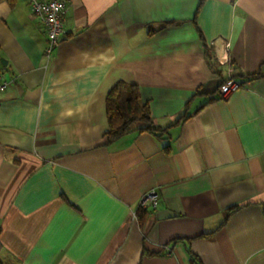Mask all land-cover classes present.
<instances>
[{
	"label": "crops",
	"instance_id": "obj_1",
	"mask_svg": "<svg viewBox=\"0 0 264 264\" xmlns=\"http://www.w3.org/2000/svg\"><path fill=\"white\" fill-rule=\"evenodd\" d=\"M65 2L48 57L31 0H0L4 264H264V0ZM120 80L160 137L106 140Z\"/></svg>",
	"mask_w": 264,
	"mask_h": 264
},
{
	"label": "trees",
	"instance_id": "obj_2",
	"mask_svg": "<svg viewBox=\"0 0 264 264\" xmlns=\"http://www.w3.org/2000/svg\"><path fill=\"white\" fill-rule=\"evenodd\" d=\"M106 110L109 129L105 133V138L108 142L114 141L133 130L147 131L158 137L164 131L154 124L149 102L141 99V92L136 84L123 80L118 81L107 94ZM237 208L239 207H233L229 213L234 212ZM145 212L146 209L139 208L137 216ZM1 249L0 243V252ZM164 249L168 250V247ZM0 264H4L1 257Z\"/></svg>",
	"mask_w": 264,
	"mask_h": 264
},
{
	"label": "built area",
	"instance_id": "obj_3",
	"mask_svg": "<svg viewBox=\"0 0 264 264\" xmlns=\"http://www.w3.org/2000/svg\"><path fill=\"white\" fill-rule=\"evenodd\" d=\"M31 11L34 16L38 17L44 24L45 32L48 38V45L45 50L46 55L50 57L54 49L60 42V37L64 33L65 17L67 13V5L65 0H31ZM228 47V45H227ZM7 87V81L3 74L0 73V93ZM240 84L230 79L219 88L221 97H227L232 92L239 89ZM160 202L159 193L156 190L148 192L140 202L139 208L156 209Z\"/></svg>",
	"mask_w": 264,
	"mask_h": 264
},
{
	"label": "water",
	"instance_id": "obj_4",
	"mask_svg": "<svg viewBox=\"0 0 264 264\" xmlns=\"http://www.w3.org/2000/svg\"><path fill=\"white\" fill-rule=\"evenodd\" d=\"M1 63L5 64L6 63V60L4 58H1L0 59Z\"/></svg>",
	"mask_w": 264,
	"mask_h": 264
}]
</instances>
